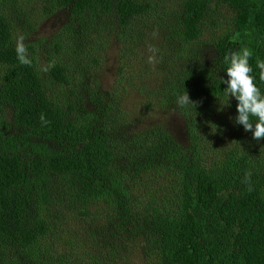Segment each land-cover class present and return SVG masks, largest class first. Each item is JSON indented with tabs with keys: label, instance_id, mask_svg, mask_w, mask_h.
Here are the masks:
<instances>
[{
	"label": "trees",
	"instance_id": "obj_1",
	"mask_svg": "<svg viewBox=\"0 0 264 264\" xmlns=\"http://www.w3.org/2000/svg\"><path fill=\"white\" fill-rule=\"evenodd\" d=\"M164 3L0 0V264H264V139L235 124L234 99L221 112L216 97L222 58L245 48L264 91V0ZM52 16L68 24L44 60L24 41ZM136 43L146 69L133 67ZM153 79L141 109H126L130 88ZM184 93L195 110L178 104ZM171 112L186 145L165 120L131 128L135 115Z\"/></svg>",
	"mask_w": 264,
	"mask_h": 264
},
{
	"label": "rangeland",
	"instance_id": "obj_2",
	"mask_svg": "<svg viewBox=\"0 0 264 264\" xmlns=\"http://www.w3.org/2000/svg\"><path fill=\"white\" fill-rule=\"evenodd\" d=\"M158 2L165 1L163 5H168L170 6H175L178 2V0H157ZM223 13H226L223 10ZM224 21L226 23H231L233 24V15L229 14L227 12L226 15H224ZM67 20L65 18H61L57 16H52L49 17L43 21H41L37 26L36 29L34 30L33 34H31L25 41V45L28 46V44H36L39 46L38 49V57L44 60H47L50 58V53H53V46L54 42L58 40V36L60 33H63L66 25H67ZM104 34V33H102ZM215 40V32H210L208 33L203 42H202V48H203V54H204V59L205 61H209L211 58H213L214 53H213V41ZM90 44L89 41L86 43V46ZM137 51H138V56H135L133 60V67L135 64H139V69L145 68L146 65L150 61V55L148 53V50L146 48L145 43H136ZM88 50V48L86 47ZM135 51L133 50V53ZM119 61V49L116 45H113L106 55L105 59L103 60L101 64V76L103 80L107 83L110 84L116 73L119 72L117 67L120 66ZM126 73L124 74H131V70L129 68H126ZM138 75H142L141 72L137 71L136 72ZM135 73V74H136ZM146 82V81H145ZM87 83V82H84ZM152 83V84H151ZM148 84L146 83V88L144 90L139 91V86H134L130 88V92L128 93V104L129 107H126V109L132 111L131 108L137 107L138 110L141 109V104L143 103V97L146 92L149 90L156 88L157 82L155 79L152 80V82ZM113 84V83H112ZM145 84V83H144ZM143 84V85H144ZM112 86V85H111ZM105 88L106 87L105 85ZM142 117H144V113L140 112L139 113ZM135 120L139 122L137 126L132 128L133 131L139 132L140 129L142 128H147L151 126L152 124H155L157 121L165 120L169 130L172 132V134L175 136V138L183 145H186L188 143V136L187 133L184 130V123L183 119L175 112H171L168 115L164 117H157V119L154 118H146L142 119L139 115H135ZM213 130V131H212ZM132 131V132H133ZM224 131V125L220 122L219 126H217V130L215 131V127H212L211 132H214L217 134L218 132ZM219 135H215L214 139L217 142V139L219 138ZM225 144H230V140H226L224 142Z\"/></svg>",
	"mask_w": 264,
	"mask_h": 264
},
{
	"label": "clouds",
	"instance_id": "obj_3",
	"mask_svg": "<svg viewBox=\"0 0 264 264\" xmlns=\"http://www.w3.org/2000/svg\"><path fill=\"white\" fill-rule=\"evenodd\" d=\"M251 57L252 52L245 48L242 51L230 52L222 58L227 65L224 70L226 78L219 79L220 85L223 84L225 87L220 89L216 96L219 104L217 111L222 112L225 108L231 107V101L234 99L236 101L235 124L243 126L244 131L251 132L252 138L259 142L264 139V91L258 86L256 77L253 75L254 69L249 63ZM256 66L260 70L259 79L264 82V59H258ZM178 104L192 110L196 107L187 93L178 97Z\"/></svg>",
	"mask_w": 264,
	"mask_h": 264
}]
</instances>
